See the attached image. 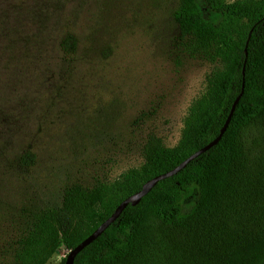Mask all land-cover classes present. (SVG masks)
<instances>
[{
	"label": "rangeland",
	"instance_id": "obj_1",
	"mask_svg": "<svg viewBox=\"0 0 264 264\" xmlns=\"http://www.w3.org/2000/svg\"><path fill=\"white\" fill-rule=\"evenodd\" d=\"M179 3L0 0V264L68 187L140 169L152 135L182 142L214 65L183 50Z\"/></svg>",
	"mask_w": 264,
	"mask_h": 264
},
{
	"label": "trees",
	"instance_id": "obj_2",
	"mask_svg": "<svg viewBox=\"0 0 264 264\" xmlns=\"http://www.w3.org/2000/svg\"><path fill=\"white\" fill-rule=\"evenodd\" d=\"M174 19L183 50L214 65L182 142L152 135L140 169L113 184L68 187L59 206L35 215L12 264H48L61 246L73 250L124 199L214 140L242 92L221 141L130 204L74 264H264V0H180ZM76 43L68 35L63 46Z\"/></svg>",
	"mask_w": 264,
	"mask_h": 264
},
{
	"label": "water",
	"instance_id": "obj_3",
	"mask_svg": "<svg viewBox=\"0 0 264 264\" xmlns=\"http://www.w3.org/2000/svg\"><path fill=\"white\" fill-rule=\"evenodd\" d=\"M242 95H243V92L235 100V102L232 106L231 112H230L223 128L220 131V134L214 140H212L206 146H204L203 148L199 149L198 151H196L195 153L190 155L188 158H186L183 162H181L175 168L152 178L151 180H149L148 182H146L143 185L141 190H139L138 192H136V193L132 194L131 196L127 197L126 199H124L118 205V207L116 208V210L113 212V214L110 217H108L104 222H102L100 224V226L91 235H89L84 241H82L77 247H75L73 250L70 251V253L68 254V256L66 258L65 264H74L78 254L81 253L86 247L91 245L95 240H97L114 222H116L119 219V217L122 215L124 210L130 204L133 206L138 205L141 202V200L147 194H149L152 191V189L160 181L175 176L176 174H178L179 172L184 170L193 160H195L200 155H202L203 153L207 152L209 149H211L212 147L217 145L221 141L223 135L225 134V132H226V130H227L232 118H233V115L235 113V110L237 108V105H238Z\"/></svg>",
	"mask_w": 264,
	"mask_h": 264
}]
</instances>
